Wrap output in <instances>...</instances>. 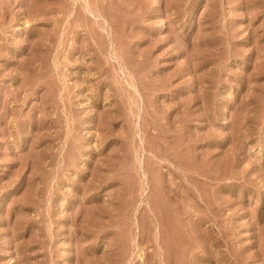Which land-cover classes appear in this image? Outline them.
Wrapping results in <instances>:
<instances>
[{"label":"rangeland","instance_id":"1","mask_svg":"<svg viewBox=\"0 0 264 264\" xmlns=\"http://www.w3.org/2000/svg\"><path fill=\"white\" fill-rule=\"evenodd\" d=\"M0 264H264V0H0Z\"/></svg>","mask_w":264,"mask_h":264}]
</instances>
